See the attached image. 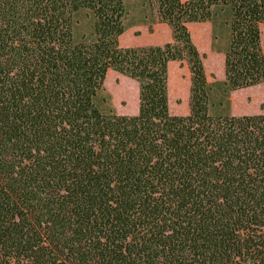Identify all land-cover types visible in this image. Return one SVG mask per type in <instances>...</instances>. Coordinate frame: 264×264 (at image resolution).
Here are the masks:
<instances>
[{
	"label": "trees",
	"instance_id": "obj_1",
	"mask_svg": "<svg viewBox=\"0 0 264 264\" xmlns=\"http://www.w3.org/2000/svg\"><path fill=\"white\" fill-rule=\"evenodd\" d=\"M141 4L171 42L121 47L125 0H0V264H264V114L210 113L189 30L211 24L224 96L261 85L264 0ZM170 62L189 115L170 111ZM109 71L138 83L137 115L102 108Z\"/></svg>",
	"mask_w": 264,
	"mask_h": 264
},
{
	"label": "rangeland",
	"instance_id": "obj_2",
	"mask_svg": "<svg viewBox=\"0 0 264 264\" xmlns=\"http://www.w3.org/2000/svg\"><path fill=\"white\" fill-rule=\"evenodd\" d=\"M185 1V0H183ZM129 9L128 29L120 38L121 47H139L147 45H164L168 43L166 34L171 30L165 24L150 27L143 18L141 0H125ZM92 21L86 16L76 18L75 33L79 38L91 30ZM192 39L200 52L206 55L205 67L209 81L214 84V105L212 115H258L264 114V83L261 85L232 91L229 95L222 92L218 82L225 80L224 56L210 48L212 26L210 23L189 25ZM262 46L264 50V24L261 26ZM171 42V41H169ZM228 43V34L220 33L217 49L223 50ZM170 111L174 115L190 114L191 74L188 66L180 62L169 64ZM105 91L100 95L103 109L112 108L119 115L132 116L139 113L138 83L115 71H109L105 80Z\"/></svg>",
	"mask_w": 264,
	"mask_h": 264
},
{
	"label": "crops",
	"instance_id": "obj_3",
	"mask_svg": "<svg viewBox=\"0 0 264 264\" xmlns=\"http://www.w3.org/2000/svg\"><path fill=\"white\" fill-rule=\"evenodd\" d=\"M169 29H170V27L168 26V25H166ZM171 30V29H170ZM172 33V32H171ZM165 39L166 40H168V42L169 41H172V34H170V31H169V33L168 34H166V36H165ZM212 44H213V41L211 40V43H210V48H211V50H212ZM223 54V53H222ZM223 56H224V54H223ZM172 62H170V64H171ZM170 66V65H169Z\"/></svg>",
	"mask_w": 264,
	"mask_h": 264
}]
</instances>
